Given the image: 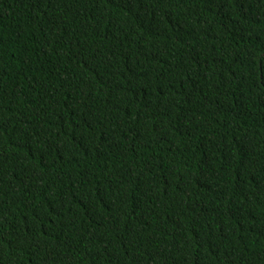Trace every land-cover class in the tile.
Wrapping results in <instances>:
<instances>
[{"label":"trees","instance_id":"1","mask_svg":"<svg viewBox=\"0 0 264 264\" xmlns=\"http://www.w3.org/2000/svg\"><path fill=\"white\" fill-rule=\"evenodd\" d=\"M0 264H264V0H0Z\"/></svg>","mask_w":264,"mask_h":264}]
</instances>
